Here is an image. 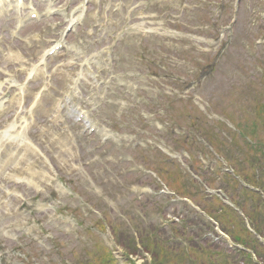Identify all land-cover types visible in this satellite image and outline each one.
<instances>
[{"label":"rangeland","instance_id":"obj_1","mask_svg":"<svg viewBox=\"0 0 264 264\" xmlns=\"http://www.w3.org/2000/svg\"><path fill=\"white\" fill-rule=\"evenodd\" d=\"M82 1L55 0L58 8L71 6L67 14L62 18L31 21L18 32L17 38H11L9 31L14 29L18 13L14 10L6 13L4 4L5 10L0 13V111L5 110L6 114L0 118V131L12 121L23 127L24 122L19 118L29 114L30 103L18 109L13 100L19 91L17 84L25 81L28 67L37 63L43 51L60 40L58 30L67 24L71 9ZM32 2L37 11L43 7L38 0ZM122 2L127 7L120 6ZM233 3L235 0L90 1L83 23L67 37V43L77 47L78 53L68 48L58 52L46 61L44 78L39 76L24 88V93L31 95L46 82L38 108L47 107L50 111L36 112L34 124L25 120L27 127L22 133L28 143H21L19 135L20 139L4 143L0 150V264H101L103 258L106 262L102 264H109L104 245L116 252L113 255L115 259L120 258L118 262H125L123 253L129 260L126 264L154 261L159 264L161 261L162 264H250V261L264 264V200L260 197V201L252 200L250 194L241 195L236 189L234 198L240 211L237 208L223 215L227 227L232 229L229 236L247 251V256L221 243L205 245L203 251L177 249L175 253L166 244L158 243L161 234L155 228L161 226L158 221L150 222L144 216L141 219L131 211L139 204L127 192L132 184L152 185V179L145 178L151 170L159 171L165 183L184 185L186 191L197 196L192 180L178 168L177 152L184 149L179 142L181 133L170 129L172 121L190 123L188 114L198 115L197 109L185 105L192 99L200 103V109H205L203 112L212 111L224 119L225 123L218 122L207 139L231 167L250 180L249 172L243 173L247 170L245 166L249 167L247 163L257 161L263 166L255 185L264 194V157L260 153L255 156L248 147V143L264 140V0H241L237 25L225 32L223 27L235 14ZM133 5L138 8L132 11ZM136 26L152 30V34L142 33ZM196 34L209 43L200 42ZM194 41L195 46L210 49L199 61L192 59L196 53L190 55L186 51ZM258 41L261 43L257 44ZM169 42L175 46L174 50L168 47ZM229 42L233 43L232 47L218 60L215 57L218 49ZM9 50L20 59L8 58ZM87 56L98 64L81 69L80 63ZM214 57L216 67L212 63ZM68 60L73 64H66ZM21 65L26 70L20 73L17 69ZM191 66H198L202 76L191 72ZM79 70L85 75V81L78 84L79 93L72 95L71 72ZM205 70L208 71L206 81L203 80ZM91 76L95 79L91 80ZM66 93L71 96L67 104ZM72 107L83 108L91 119L101 120L111 134L107 144H102L98 135L87 136L82 132L81 123L77 124L69 113L68 108ZM203 129L210 131L211 126ZM238 130L246 131L247 135L241 136ZM63 135L68 137V143ZM185 142L189 147V141ZM35 147L42 152L39 157L29 152ZM165 153L177 154L173 159L178 165H166ZM128 156L131 161L126 159ZM45 160L53 161L57 170L54 174L67 183L79 182L102 195L104 202L94 196L92 201L102 211L114 212L105 215L109 221L114 220L112 228L107 226L99 236L94 230H98L97 226L92 225L96 220L89 215L85 216L83 226L78 225L80 218L69 210L75 207L76 201L56 191L46 176L51 177L52 171ZM200 163L202 170L212 169L210 157ZM131 166L141 171L126 172ZM86 168L94 176L92 188L83 177L87 175ZM252 175L256 176L253 171ZM34 193H41L42 199L34 200ZM197 197L196 202L202 203V197ZM141 199L146 203L139 205L143 213L160 206L158 199L149 195ZM180 210L186 211L184 207ZM116 214L124 220H118ZM156 217L151 216L153 220ZM254 227L260 232L256 242L250 238L257 236ZM134 231L140 232L135 235ZM106 233L110 234L108 239ZM137 242L141 248L136 251L132 244Z\"/></svg>","mask_w":264,"mask_h":264},{"label":"trees","instance_id":"obj_2","mask_svg":"<svg viewBox=\"0 0 264 264\" xmlns=\"http://www.w3.org/2000/svg\"><path fill=\"white\" fill-rule=\"evenodd\" d=\"M255 206V205H254ZM255 208H252V210H254ZM223 223V227L224 228H226V224H227V222L225 223V222H222ZM257 227V226H256ZM206 243V242H205ZM204 242L202 243V244H205ZM194 245H198V244H194ZM191 246V245H189L190 247H189V251H203L204 249H203V247L202 246H200V245H198L199 247H200V249H198L196 246ZM167 247H169L170 249H179V248H174V247H172V246H170V245H168ZM251 263V262H250ZM152 264H159L158 263V261H154Z\"/></svg>","mask_w":264,"mask_h":264},{"label":"bare ground","instance_id":"obj_3","mask_svg":"<svg viewBox=\"0 0 264 264\" xmlns=\"http://www.w3.org/2000/svg\"><path fill=\"white\" fill-rule=\"evenodd\" d=\"M18 1V3H22V1L21 0H17Z\"/></svg>","mask_w":264,"mask_h":264}]
</instances>
